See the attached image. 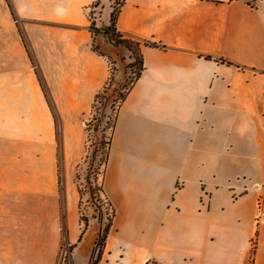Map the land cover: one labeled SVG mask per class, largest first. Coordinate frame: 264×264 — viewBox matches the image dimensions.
<instances>
[{
  "label": "crops",
  "instance_id": "crops-1",
  "mask_svg": "<svg viewBox=\"0 0 264 264\" xmlns=\"http://www.w3.org/2000/svg\"><path fill=\"white\" fill-rule=\"evenodd\" d=\"M0 1L9 79L39 73L52 107L39 81L30 97L49 134L60 117L70 264L84 245L91 264L101 224L88 245L95 225L82 232L80 191L66 185L111 76L106 50L120 46L96 36L97 0ZM112 3L100 0L97 27ZM117 28L146 42L145 69L115 121L103 177L115 216L96 264H264V0H124ZM9 98L22 118L27 94ZM28 258L16 264H44Z\"/></svg>",
  "mask_w": 264,
  "mask_h": 264
},
{
  "label": "rangeland",
  "instance_id": "rangeland-1",
  "mask_svg": "<svg viewBox=\"0 0 264 264\" xmlns=\"http://www.w3.org/2000/svg\"><path fill=\"white\" fill-rule=\"evenodd\" d=\"M122 1L113 0L112 8H118ZM98 6L92 7L89 12L97 37L103 34L98 31L100 27L96 26L101 12ZM3 19L4 4L0 1L1 27H4ZM102 34L99 37L103 40ZM14 43L12 35L0 31V264H4L3 261L9 264L21 263L25 255L29 256V260L44 264H70L67 201L63 181L67 170L63 165L60 117L56 110V129L51 127L49 134L46 114L40 109L35 111L30 97L33 95V81L36 84L39 81L43 91L48 94L46 80L41 79L38 71L40 79H9L15 69L5 68V52L12 50ZM106 52L111 59L112 79L108 93L105 94L108 97L117 84L132 77L137 66L135 53L127 48L110 47ZM19 92L28 96L24 106L26 114L22 118L14 114L18 101L9 98ZM48 98L51 100L49 94ZM114 117L112 97L102 98L89 117L92 125L90 132L87 131L89 137L86 140L85 156L70 171L76 174L72 186L66 185L68 195L73 187L80 191L82 227L85 220L95 225L88 232V245L95 227L101 224V229L104 228L113 214L111 202L104 191L99 192L98 188L103 182L105 167L102 159L107 151L106 141L111 136ZM88 247L84 245L81 249L82 264Z\"/></svg>",
  "mask_w": 264,
  "mask_h": 264
},
{
  "label": "trees",
  "instance_id": "trees-1",
  "mask_svg": "<svg viewBox=\"0 0 264 264\" xmlns=\"http://www.w3.org/2000/svg\"><path fill=\"white\" fill-rule=\"evenodd\" d=\"M123 1H122V3H123ZM99 2H100V0H97L95 6L99 5ZM122 3L120 4V6L122 5ZM120 6L118 8L113 6L110 24L106 25L102 28H99L98 31H102L103 34L108 37V39L110 40V42L113 45L127 48L132 53H135V58H136L135 65L137 66V68L129 80H127L125 82H121L120 84H117L114 87L111 96L109 95L107 97V95H105V94L108 93V90H109V87H110L111 81H112L111 77H109L106 85L97 94V96L95 98L92 114L97 109L98 103L101 101L102 98L110 99V97H112V109L115 111L114 123L112 125V133H111V136L106 141L107 151L105 152L104 158L102 159V163H103L105 168H106V165H107V162L109 159L112 134H113V129L115 126V121L117 118L119 108H120L121 104L123 103V101L126 99L128 93L131 90V88L133 87L134 83L138 80V78L141 76L142 72L145 69L143 56H142V45L146 44V42L141 41V40L136 39V38H133V37H130V36H126L121 31H119L117 28V17H118V12H119ZM92 24H94V22H92ZM94 32H95V30H94ZM155 45H158V44L155 43ZM96 49L98 50V48H96ZM46 96H47V100H48L49 104L52 107V102L48 98V94H46ZM91 125H92V123L89 119L87 122V127H86L88 133L90 132ZM88 137H89V135H88ZM98 191L99 192L104 191L103 190V182L101 183L100 187L98 188ZM111 206H112V204H111ZM111 216H112V218L108 219V223L104 226V228L101 229V231L98 234V237H97L96 242H95L94 252H93V262L91 264H96V262H98L101 258L102 249H103L106 237H107L109 230L111 228L113 218L115 216L114 208H113V214ZM80 221L81 222L83 221L81 215H80ZM88 225H89L88 220H85L84 221V227H82V232H84L87 229ZM69 250H71V247L69 248Z\"/></svg>",
  "mask_w": 264,
  "mask_h": 264
},
{
  "label": "built area",
  "instance_id": "built-area-1",
  "mask_svg": "<svg viewBox=\"0 0 264 264\" xmlns=\"http://www.w3.org/2000/svg\"><path fill=\"white\" fill-rule=\"evenodd\" d=\"M252 1V0H251Z\"/></svg>",
  "mask_w": 264,
  "mask_h": 264
}]
</instances>
